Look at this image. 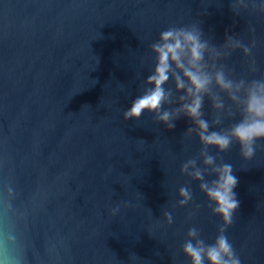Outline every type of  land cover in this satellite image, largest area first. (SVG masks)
I'll use <instances>...</instances> for the list:
<instances>
[{"label":"water","instance_id":"obj_1","mask_svg":"<svg viewBox=\"0 0 264 264\" xmlns=\"http://www.w3.org/2000/svg\"><path fill=\"white\" fill-rule=\"evenodd\" d=\"M230 3L0 0V262L191 264L182 251L190 228L214 243L222 218L181 172L202 148L188 133L192 121L181 115L170 130L147 111L127 121L123 112L154 70L150 45L170 26L197 24L208 64L233 78L264 76V12L252 0L236 11ZM227 36L251 55L225 47ZM224 100L215 111L206 98L204 112L226 128L235 108ZM209 153L239 181L240 207L226 235L241 264H264V142L249 161L238 144ZM181 187L192 192L183 206Z\"/></svg>","mask_w":264,"mask_h":264},{"label":"clouds","instance_id":"obj_2","mask_svg":"<svg viewBox=\"0 0 264 264\" xmlns=\"http://www.w3.org/2000/svg\"><path fill=\"white\" fill-rule=\"evenodd\" d=\"M252 3H258L259 11L264 12V0H252ZM238 6H245V0H231L233 11ZM202 37V29L197 24L170 26L160 32L159 39L150 45L155 60L154 70L144 81L141 94L123 112V118L125 121L139 120L147 111L154 114L157 123H163L170 130L175 128L174 122L181 115L192 121L193 126L188 128V133L195 132L202 148L197 159H190L182 165L181 172L188 173L199 182L200 190L209 202L208 207L213 215L222 218V225L211 244L200 238L197 228H190L182 251L190 258L191 264H241L226 235L240 207L235 192L239 181L233 174V166L223 162L222 158L221 163L217 164V156L210 154L209 148L218 149V155L229 151L233 144H238L243 159H253L258 142H264V76L251 80L235 79L223 66L209 65L206 54L210 48ZM225 47L242 49L246 56L252 53L251 47L232 36L226 37ZM211 51L216 52L214 48ZM216 56H219V52H216ZM170 81L174 88L165 87ZM214 88L219 92H215ZM220 93L226 95L235 108L232 113L235 122L226 128L219 127V117L209 122L204 112L206 98L213 110L225 109L224 96ZM165 105L169 107L165 108ZM237 114L238 120L235 119ZM199 158H202L203 168L198 166ZM189 168L193 171L189 172ZM208 175L215 179L206 180ZM179 197L178 204L186 205L192 200V192L187 187H181ZM119 212L120 206L117 205L111 210V215L115 217ZM164 215L171 224V213L165 212Z\"/></svg>","mask_w":264,"mask_h":264}]
</instances>
